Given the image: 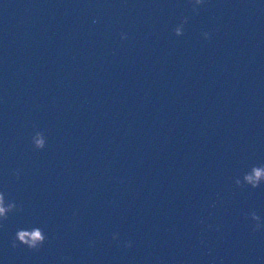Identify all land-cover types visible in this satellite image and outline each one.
I'll use <instances>...</instances> for the list:
<instances>
[{
  "label": "water",
  "instance_id": "95a60500",
  "mask_svg": "<svg viewBox=\"0 0 264 264\" xmlns=\"http://www.w3.org/2000/svg\"><path fill=\"white\" fill-rule=\"evenodd\" d=\"M261 163L264 0H0V264H264Z\"/></svg>",
  "mask_w": 264,
  "mask_h": 264
},
{
  "label": "clouds",
  "instance_id": "9594fccd",
  "mask_svg": "<svg viewBox=\"0 0 264 264\" xmlns=\"http://www.w3.org/2000/svg\"><path fill=\"white\" fill-rule=\"evenodd\" d=\"M206 0H190L192 4V12L194 14L199 13V6L204 4ZM187 17H182L180 22L173 28V32L176 36L183 35L184 25L187 22ZM95 23V21H94ZM205 40L211 39V33L208 31H203L201 33ZM127 33L121 32L120 39L126 40ZM35 127V125H33ZM30 142L33 148L39 150L43 149L46 145V136L42 131H34L31 134ZM12 175L19 179L21 175L20 169H13ZM237 186H241L242 184H246L250 186L252 189L259 187L262 183H264V163L261 164H254L250 166V168L245 171L242 175V178L237 177L234 180ZM23 209L22 204H18L15 200L7 199L5 193L0 191V225L3 224L4 221L8 219V214L12 212H20ZM243 215L251 221V231L253 233L264 231V220L257 214L256 211L251 210L248 212L243 213ZM112 239L117 241L119 244V234L114 232L112 233ZM47 240V235L43 231V229L37 225H33L30 228L21 227L18 228L10 242V246L15 249L19 245H24L26 248L39 251L41 247L44 245L45 241ZM90 246L94 245V241L89 242ZM133 242L131 240H125L123 242V246L125 248L132 247ZM61 261L66 260V257H61Z\"/></svg>",
  "mask_w": 264,
  "mask_h": 264
}]
</instances>
